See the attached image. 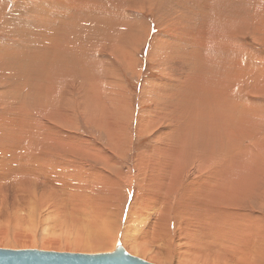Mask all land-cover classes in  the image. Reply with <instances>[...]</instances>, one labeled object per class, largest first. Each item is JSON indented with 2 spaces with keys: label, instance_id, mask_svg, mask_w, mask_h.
<instances>
[{
  "label": "rangeland",
  "instance_id": "obj_1",
  "mask_svg": "<svg viewBox=\"0 0 264 264\" xmlns=\"http://www.w3.org/2000/svg\"><path fill=\"white\" fill-rule=\"evenodd\" d=\"M46 1H48V0H27V1L26 0H2V3L3 2L4 3H3V5H0L1 6L0 7V27H2V29L0 28V53H3L5 55V53H6L5 50H7L9 52V53L7 52L8 54H6L4 56L6 59L3 57V55H1V57H0L1 59L2 58L5 59V60L3 59L4 61H0V63L1 62L5 63L4 68H6V67L8 68V69L6 68L7 73H5L4 70H1V68L3 66L0 65V79H1L0 80V87H1L0 88V104H2V106H3V104H7L6 106L5 105L3 106V107H5V109L10 108L9 113L8 112L5 113L3 111V109L0 107V116L3 115L2 117H0L1 118L0 119V132L2 130H5L6 128L10 127V129H7L8 132L6 135L2 136L0 134V146L4 145L3 146L4 148L3 149L1 148V149L3 151L5 149H7V150H5V151H7L5 153L6 156H4L5 154L4 155L2 154L4 157L2 156V159L0 158L1 162L5 158L4 161H6V162L3 161V163L7 164V169L4 170V168H3L4 166H2L3 163L1 164V162H0V165H1L0 167L2 168V169L0 168V170L2 171V174L0 173V183H1L0 187L7 190V192L4 190L6 193H3L4 191L0 192V197L4 196V195H2V193L5 194V197L7 196L6 198L3 197L2 198L3 200L0 199V240H4L5 243H8V246H7V244L2 245V246L0 245V248L39 249V250L59 251V252H76V253H87V254H99V253L112 252L116 248V246L120 244L124 247V249L126 250V252L128 254L135 256V257H138V258H141L147 262L154 263V264H264V0H221V1L220 0H207V1L206 0H185V1L184 0H151V2L148 0H142V3H143L142 9L136 7V4H139V5L141 4V0H139L140 2L137 0H132L131 3H128V0H107V1L106 0H99L100 4H98V6L95 7V9H92L91 11L87 10V11H85L86 13H83L84 15L85 14L92 15L94 12L93 10H95L96 13H94L93 15L96 14V16H98L99 19L101 20V21L100 20L98 21L100 23L99 30H96V29L94 30L93 26L87 27L88 29H86V28L82 29V30H86V32L89 33V34L86 33L89 36L88 37L87 35L84 36V34H81L82 33V31H80L81 28L78 29L80 31L78 33H76L77 31L74 28L73 30H71V32L72 31L73 32L69 36L71 37L72 35H74L73 33H76L75 35L78 37V40L81 39L84 43H87V44H89L93 40L92 42H95V43L92 44V42H91L92 46L91 45L88 46L87 47V49L89 48L88 50L93 51V49L98 48L99 46H100L99 48L104 49L107 44L104 46L105 41H103L102 39H105V38L107 40L108 38L116 36L117 40L119 42H122V39L124 36H129V33H130L129 29H128L129 24H135V21H137V22L139 20L142 21V24L144 23V26L141 24L140 21L139 22L144 27L145 30H140V36L144 33V38L142 41L139 42V45H137L138 47L134 52L133 58H134L135 66L133 67V71H130L129 69L127 70L121 63H117V65H116V68L118 69L117 73L119 74L118 75L119 80H121L122 85L124 86V91L126 94L125 96L129 99V103H130L128 121L125 119L123 120V124H124L123 127H125L124 131L126 134L125 137L127 138L126 139L127 142H126V146L123 147L124 149L125 148L126 149L122 153H119V150L116 149L115 144L112 145L111 142L109 141L110 138H109L108 132H106V130H105L106 128H104V127L99 128V127H96L93 122H91V123L88 122L85 119V116L83 115V110L81 109V107L78 105L76 106V104H72V102L70 103V106L67 107V109H65L66 110L65 112H66L67 117H68V120L66 121L67 125H65L66 123H62L63 120L60 119L58 112L53 114L54 117L52 119L47 120V122L49 124L51 121L52 124H50V125L48 123H46L45 119L42 118V121L44 120L45 123L48 124V126H49L47 129L48 132H46V135L48 137V138H45L46 142H50L51 140H53V137H54L53 142H55L56 143L55 145H57V146L61 145L62 143H70V142H74V141L76 142L78 139H82L85 143L90 142L91 143L90 145L91 146L93 145L91 148L90 147L88 148V151L90 150L89 152L87 151L85 154H83V156H81L80 161H78L79 159H76L77 160L76 162H78V163L80 162L79 163L80 168H83L81 170V172L79 174L76 173L75 175H73L72 179H74V180L68 178L70 181L71 180L73 182L76 181V183H77V185L73 184L74 188L72 186V188L70 189L73 193H71L69 191V193H71L74 197L76 194L77 195L79 194V196H76L75 198L81 197L82 194H83V196H82L83 199L86 196H88V197L90 196L88 198L90 200L85 199L86 200L85 202L81 199L83 201L84 205L81 203L82 201L80 200V204L82 206H84V211H86V212H81V213L80 212L77 213L76 210L74 209L76 206H77L76 209L82 207L80 204L74 205V208L72 207L73 205H71L73 210H71L72 209L71 207H69V208L66 207V205L67 206L69 205L68 202L67 203L65 202V201H67L66 198L68 199V191L64 189L67 186V184L64 188H62L65 184L64 182L66 181V179L64 181H62L64 184L59 181L63 185L62 186V185H59L60 184L59 182H58L59 184L57 182H51V184H49L50 180L48 178V180H49L48 184L49 185L47 184V182H45L46 185L44 188L47 189L46 192L50 193V197H48L47 200H45L46 203L42 202V201H41L42 203L37 202V204L35 205L34 208L32 205H30L31 211L29 210V204H28L30 202L29 201L30 199H28V198H22L21 199L20 196L14 195L15 192H14V189H12L11 185L9 186V188L7 187L9 185V182L12 183V181H9V180H12L11 177L14 176V175L13 176H10V175L15 173V170L16 171L20 170V168H18V169L15 168V167L19 166V165L17 166V163H16L17 160H22V158H24V156L26 155L25 153L19 154L20 156H22V158H21L17 154V152H15L18 150L17 147L20 145L19 143H21V141L18 142L19 140L17 139L18 131H19L20 127H17L16 122H19L20 118H23V120L25 118V120H24L25 122L32 121L35 119L33 117H35V116L37 117V114L40 112L39 108L36 105L37 95H35V94L38 91H37V85H35L36 84V82H35L36 81V73H35L34 66H33V65H35V63L32 64L33 61H31V62H29L31 64H28L26 62V65L27 64L29 65L28 67L25 64L20 66V62L16 58L19 56V51L22 50L21 47L23 48V47H25L26 44H28L26 41H33V39L36 36L35 30H39V29L44 30L46 26L47 27L49 26L48 25L49 22L50 23L53 22V21L51 22L52 18L50 19L51 15H49V16H47V14L45 15V12L49 11L48 9H50L52 6V3L46 2ZM190 1H191L192 5L190 4ZM195 1H196V4H195ZM198 1H199V3H198ZM5 2H6V4H5ZM89 2H92V0H89ZM152 2H154V3H152ZM203 2H204V4H203ZM234 2H236V3H234ZM48 3H49V5H48ZM131 4H133L134 7H132ZM185 4H186V6H185ZM188 4L190 5L189 8H187ZM231 5H233V6H231ZM125 6H126V8H125ZM119 7H120V9H119ZM127 7H129V8H127ZM32 8H33V10H32ZM54 8H53V10L51 9L52 11L50 10V12H54L55 10L58 12L57 7H54ZM3 9H5V10H3ZM46 9H47V11H45ZM103 11H104L105 15L102 14ZM105 11H106V13H105ZM59 12H60V10H59ZM88 12H89V14H88ZM97 12H99L100 15ZM108 12H109V14H108ZM198 13H199V15H197ZM37 14L39 16H37ZM200 14H201V16H200ZM58 15H60V13ZM46 16L49 17V21H48V18ZM73 16H76V12L73 13ZM197 16H199L200 18ZM217 16L218 17L225 16V17L229 18L228 24H230V26L232 25L231 27L233 29L238 28L241 30H239L238 33H237V30H233L232 33L230 32L232 30H230V31L225 30L224 32H226V33H222L221 32L222 30H216L219 28L218 27L219 24L217 22V19H218ZM5 17H8V18H5ZM205 17H206V19H205ZM41 19L44 21V23L42 21H40ZM76 19H79V18L77 17ZM236 19H239V20H236ZM116 20H117V22H116ZM127 20H130V21H127ZM113 21H115L118 24V26H119V23H121L122 25L117 27V26H115L116 23ZM212 21H214V22L212 23ZM66 22H67V20H66ZM230 22H232V23H230ZM28 23H30V24H28ZM39 23L40 24L43 23V25H40ZM105 23H106V25H105ZM108 23H111V24L115 23V25L113 26V28L111 30H108V28H107ZM199 23H201V24H199ZM210 23H211V26H210ZM8 24H10V25H8ZM53 24H54V22H53ZM88 25H91V24L88 23ZM214 25H217V26H214ZM12 26H14V27H12ZM41 26L42 27L45 26V27L42 28ZM50 26H54V25L50 24ZM15 27H16V29H15ZM199 27H201V28H199ZM213 27L215 28V30ZM192 28H193V30H191ZM118 30H119V33L121 32V34H119V35H121V37L118 36ZM212 30H214V33L215 32L216 33L214 34ZM235 31H236L235 34H237V35L233 34ZM64 33H67V32H64ZM211 33L214 36H212ZM220 33H221V35H218ZM77 34H79V35H77ZM80 34L82 37L80 36ZM197 34H198V40L208 41V42H203V44L207 43L213 49H210L207 46V44L203 45V47H202L201 43L199 44L200 49H198L197 44H195L194 41H192L193 44L195 45L193 47V45L191 44L192 42H190L189 39L192 40L195 38V40H196ZM206 34L209 36L207 37ZM216 35H218L220 38H218ZM30 36L33 37V39H31ZM193 36H194V38H193ZM214 37H215V39H214ZM83 38H85V40H83ZM211 38L213 41H211ZM221 38L224 40H222ZM166 39H167V42H166ZM217 39L220 40V42L222 40V43H219L217 41ZM22 40H23V43H22ZM214 40H216L215 41L216 44H215ZM223 41H225L226 44H223ZM79 42H80V40H79ZM123 42H125V40H123ZM188 42H190V43H188ZM210 42H212V43L214 42L213 44L215 46L213 45L214 46L213 47L212 43H210ZM227 42H228V44L230 43L229 49L227 47ZM1 43L3 44V46H1L2 45ZM4 44L5 45L6 44H10V45L13 44V45L12 46L6 45L8 47L6 49V46ZM95 44H98V46H96ZM169 44L171 46H168ZM219 44L226 45L225 49H227V50L224 49V47H225L224 46V47H222L223 50H221L222 48L220 47V50H221L220 51L219 47H218ZM22 45H24V46H22ZM28 45L30 46V44H28ZM155 46L158 48H156ZM184 46H186V47H184ZM2 47H4L5 49ZM160 47H166L167 49L164 48V50H163V48L160 49ZM196 47H197V49H196ZM170 48L172 49V51ZM27 49H29V48H27ZM169 49H170V51H169ZM188 49H191L190 53H192L193 55L196 54V53L192 52V51H194V49H196V52H198L199 54L202 51V53L200 54L201 57L199 56V58H198V56H197L198 54L196 55L197 58L195 56V58L199 59V60L204 56L208 57L211 55V58L214 59L215 63H218V62L221 63L222 61H224V62L226 61V63H228V61H229L230 62L228 64L229 66L231 64V67H232V65L235 64V66H234V68H235L237 65L240 69L242 68V75L241 76L242 77L244 76V78H245V79L242 78L239 81V84L236 85L237 88L235 89L236 90L235 92H236V94L239 92V95L235 94L234 97H236L235 100L237 99V101H236L237 106L236 107L237 108L240 107V108H238L240 113L238 115H236L232 121H230V120L228 121V127L226 128V131H227L226 136L229 138V142H230V144H229L230 145L229 156L231 157V160H230L231 165L233 167H234V164L238 165V163H239V166L241 165L240 168H238L235 165L236 166V175H239L238 178L240 176L246 177V179L251 181V183H250V185H248L249 187L244 186L243 189L237 188V190H236V188H235L236 191L234 193L230 191V193H229L230 196L227 195L225 197V199H230L229 200L230 202L227 201V205L225 207H222V209H221V207H218L217 205H215L213 203L214 205H212V207H210L211 210L209 211V215H212L215 222H213L211 224V221H210V222H208V223H210L209 225H207V223L205 221L204 222L203 221L202 222L201 221H195V217L200 218V216H203V214L206 213L202 209V206H204V205L200 201L197 203L195 201H192L190 199L189 195H185V197L182 198L183 189L186 187L189 180H191V178H194V177L200 175V173L197 172L196 166H194V164L192 166L187 167V169L183 173V178H182L181 182L179 183V185L177 184V189L171 194L170 197H172V198H171V202L168 203L170 205L168 208L167 216H160L156 221H154V218H155L154 216L159 215V214H156L154 205H152V206L150 205V207H146L148 209H146L145 213L140 212L142 217H140V214H138L139 217H137V215H136L137 212H139L138 209H142V207L145 208V206H142V203H141L142 196L146 197L145 195L148 196L149 193L151 194V192L153 191L151 186L150 187L148 186L150 183L153 182V177L148 176L149 174L147 175V178H145V179L142 178V176H141V178L144 179V180H142V184L140 183L137 185V183H136L137 178L139 176V170H138L139 165H140L139 159L146 158L145 160L147 161V158L154 156L155 151H156L155 149L159 146V141L157 140V138H155L156 136H155L154 130H152V132L147 131V132H144L142 134L137 131L138 121L141 117L148 116L150 113V110L152 108V102L150 101V99H147L148 98L147 90L149 89V86L153 83H156V82L159 83L160 81H163V77L166 79V76H167L166 72L170 70V68L167 70L166 65L163 66L162 64H160V62L158 61V59L155 55L160 54L162 52L161 55L162 56L164 55V57H162L163 61H164V58H166L165 56L167 55V58L165 59V62H164V64H167L168 60H170V58L172 59V57L174 55H175V57H179L180 59L185 58V60H187L186 57L188 56L187 54L189 53ZM206 49H209V50H206ZM99 50H98V56L101 54L102 56H105L106 60L112 61L110 56H108L109 55L108 48L106 49V51L100 50V53H99ZM203 50H204V52H203ZM4 51H5V53H4ZM94 52L97 53V51H94ZM156 52H157V54H155ZM182 52H185L186 55L184 56ZM10 53H12V54H10ZM15 53H18L17 54L18 56L15 55L16 58H14L17 61H14V59L11 58V56L9 58V55H12L14 57ZM203 53H205V54H203ZM168 54H169L170 58L168 57ZM178 54H181L182 56H180V55L178 56ZM192 54H191V56L193 58V61L196 62V60H194L195 58ZM6 56H8V57H6ZM220 56H222V57H220ZM223 56H225V57H223ZM216 57L218 58L217 60H216ZM192 58L189 57V60ZM6 60H7V62H6ZM8 60H9V62H8ZM106 60H101V62H106ZM237 60L241 64L233 63V61L235 62ZM10 62H11V65L9 64ZM224 62H222V63H224ZM12 63H13V65H12ZM14 63L15 64L18 63L19 65L18 64L15 65ZM198 63H200V62L198 61ZM6 64L8 66H6ZM225 65L228 66L227 64H225ZM14 66H16V67H14ZM188 66H190V65H188ZM4 68H2V69H4ZM25 69H27V70H25ZM180 69L181 70L184 69L185 72H188L187 70H190L191 68L187 69L185 66V67H181ZM8 70H9V72H8ZM20 70H24V71H20ZM30 70H31V72H30ZM16 71H18V72H16ZM25 71H29L26 73H31L32 75L28 74V76L24 77V79H23V76L26 74ZM211 71H212V69H209L206 71V73L207 72L209 73L208 76L210 75ZM14 72H15L16 76L14 75ZM22 72H24V75H22L23 74ZM1 73H3V75ZM18 73H20V74L18 75ZM6 74H7V76H6ZM20 75L22 78L20 77ZM5 76H6V78H4ZM14 76L15 77L18 76L17 79ZM7 77H9V78H7ZM11 77L14 80L13 79L11 80ZM101 78H103V75L101 76ZM5 79H6L7 83L4 81ZM8 80H9L10 84H9ZM17 80L18 81L20 80V81L17 83ZM69 80H70L69 84H73V82L78 81V79H76L75 77H70ZM14 81H16L17 85H16V87L12 86V89L14 87V90L19 91L20 95L18 94V92H17V94H15L16 92L11 93V92H14V90L11 89V84ZM22 81L25 83H22ZM243 81H245V82H243ZM5 83H6V85H5ZM16 83L14 82L12 85H15ZM19 84H20V86H19ZM31 84L34 87L33 86L31 87ZM7 86H9L10 88ZM23 87H24V89H23ZM3 88L4 89L6 88V89L4 90ZM10 89H11V92H9ZM25 89H27V90H25ZM33 89H34V91H33ZM69 90H70V85H69ZM23 91L24 92L28 91L27 92L28 94H25L26 92L24 93ZM2 93L5 95L4 97L2 96ZM21 93H23V94L21 95ZM68 93L70 94V92H67V94ZM240 93H242V94L240 95ZM28 95H29V97H28ZM75 95L77 96V94H75ZM10 96H11V98L16 99V101L17 100L19 101L21 98V100H20L21 103L24 100V102L22 104L20 103V101L16 102L19 106H21V107H18L15 109L16 112H15V110L13 111V102H11V104H10L9 103L10 101L7 100V98ZM35 96H36V98H35ZM239 96H241V97H239ZM1 99H4V100L1 101ZM26 99H28V100L26 101ZM232 101H233V98H232ZM3 102H5V103H3ZM27 102L29 105L27 104ZM30 102H33V103H31L32 106H30ZM235 105H234V108H235ZM29 106H30V108H32V109L34 108V109L31 110L29 108ZM26 108H29V111H30L28 116L23 111ZM78 108H80V109H78ZM35 109H36V111H35ZM105 109H107L109 111L111 110L108 107H106ZM80 110H81V113H80ZM10 112L12 113V118H13L12 123H14V121L16 119V121H15L16 124H13L14 126L12 124H10L12 121ZM6 114L8 116H4ZM32 114H34L33 117H31ZM13 115L15 116V119H14ZM81 115L84 117H82ZM3 117L6 119L2 120ZM7 119L10 121H8ZM70 119H71V121H70ZM20 123H21V121H20ZM14 127H15V129L17 127L18 131L15 130ZM11 130H12V132H11ZM49 130H50V132H49ZM56 131H58V132L60 131L61 133L58 134V132H56ZM13 132H14V134H13ZM52 132H53V134H56V135H53ZM7 136H8V138L9 137L10 138L8 139ZM51 136H53V137H51ZM61 136L63 138H60ZM13 137H15L17 140L16 139L14 140ZM7 139L9 140V142ZM64 140L65 141L67 140V142H65ZM35 141L36 140L34 138L33 139L28 138V139H26V141H23L21 144H24V146H28V147H31V145H34V147H35V143H36ZM28 142L30 143V145L28 144ZM53 142L51 141L50 143H53ZM14 143L15 144L17 143L16 144L17 146L15 145V147H13ZM94 144H95V147H94ZM7 145L10 146V148ZM11 145H12L13 149H11L12 148ZM22 146L23 145H20V147H22ZM39 146L36 145L35 149L39 148ZM34 147L32 146V149ZM48 148H49V150L46 152H43L44 148L42 149L43 151L40 152V150L39 151L36 150V152L41 153L38 155H40L42 158L44 155L47 156V158L49 156L47 161H49L51 159V162L54 165L57 163V160H58L57 152L59 150H57V148H55V147L51 148L48 146ZM8 149H10L9 152L11 151L12 153L11 152L9 153ZM18 152H19V150H18ZM59 152H61V151H59ZM20 153H21V150H20ZM27 153H28L27 157H29L31 154L30 151H28ZM216 153H219V151H216ZM7 155H9V156H7ZM68 155L70 156V153L65 154L64 158H68L69 157ZM11 156L14 158H12ZM18 156H19V158H18ZM45 156H44V159L46 158ZM6 157H8V159ZM70 158H73V154H71ZM213 159L216 160L217 162H219V160H217V159H219L217 157V155H215ZM7 160H8V163L10 162V160H15V161H13L15 163H13L11 161L12 163L8 164ZM23 160L25 162H27L25 159H23ZM55 161H56V163H55ZM194 162L197 163V160H195ZM10 164L12 165L11 167H9ZM8 167L11 169H9ZM22 167L23 166L21 165V169H22ZM23 168H28V167H23ZM12 169H14V170H12ZM7 176H9V178H10L9 180H8ZM53 176H54V174L52 175V177ZM56 176H55V178L53 177L52 181H55L54 179H56ZM61 176L64 179L65 176H63V174H61L59 177H61ZM120 176H121V178H120ZM2 178L4 180L6 179V181H2ZM123 179L127 180L128 183L130 182V184H131L130 188H129V186L124 187V181L125 180L123 182L121 181ZM134 179H136V181ZM148 181L150 183H148ZM238 181H239V179L236 180L233 184L236 185L235 183ZM40 183H42V182H40ZM40 183L38 184V186H39L38 189L42 188ZM52 183H53V185H52ZM146 183H148V184L146 185ZM3 184L6 186H4ZM54 184L55 185L57 184V185L54 187ZM2 185H3V187H2ZM144 185H146V187H144ZM12 186H14L13 183H12ZM58 186H59V188L56 189V187H58ZM251 187H253L254 190H250L249 188H251ZM61 188H62V190H61ZM8 189L10 190L9 196H8V191H9ZM150 189H151V191H150ZM58 191L61 193L63 192V195L61 193H59ZM250 191H251V193H250ZM64 193L67 194L66 195L67 197L65 196ZM142 193H144V194H142ZM248 193H250L251 195H249ZM51 195L53 196V198ZM72 195L69 197L74 198ZM15 197L18 199V201H17V199H15ZM64 197H66L65 200H64ZM19 199H21V200H19ZM25 199H28V200L26 201ZM15 200H16L15 203L18 202L17 203L18 205H16L14 203ZM49 200H50V202L51 201L52 202L49 203ZM60 200H62V201H60ZM74 200L76 201V199H74ZM58 201H60V203ZM22 202H27L28 205L25 203L23 204ZM69 203L71 204L70 201H69ZM87 203L89 204L88 206H87ZM13 204H14V206L16 205L17 207H14V206L12 207ZM22 204H23L24 210L22 209ZM41 204H43V206L45 205L44 206L45 210H43V206ZM90 204H91V206H90ZM19 205H20L21 209L23 210V212L21 211V209L18 211V209L20 208V207L18 208ZM37 205L40 207H38ZM58 205H59V207H61V205H62V208H58ZM133 205H140V206H137V208H135V212H133L131 214L132 208H134V207H132ZM200 205H201V207L199 208ZM24 207H26V208H24ZM64 207L67 209H70L72 211V213H74L73 216L71 215L73 219L70 217V214H72V213L69 212V214H68V210L64 209ZM14 208H16V214H15ZM36 208L37 209L39 208V210H36ZM32 209L33 210L35 209V210L33 211ZM89 209L92 211L93 214L95 213L97 218L94 217V215L91 213V211ZM136 209H137V211H136ZM56 210H57V212H56ZM58 210L60 211V213L63 212L62 213L63 216L59 214ZM65 210H67V211H65ZM74 210H75V212H73ZM105 210H107V211L104 212ZM101 211H102L103 216H101L99 214V212L101 213ZM179 211L182 212L183 215H185L184 216L185 218L188 216H189V218L191 217L190 222H188L189 224L187 223V225L189 226L188 228L186 226L185 219L183 217L182 218L180 217ZM66 212L69 215L70 219H72L71 221H70V219H67V221H66V218H69V217H65V216H68L66 214ZM7 213H9V214H7ZM13 213L17 216H15ZM55 213H56V215H55ZM64 213H65V216H64ZM90 213H91V216H89ZM27 214L32 215V216H29L30 217L29 218ZM87 214H88V217H87ZM18 215H19V217H18ZM79 215H84L83 218L86 220L88 219L87 220L88 223L86 222V220H84L85 223H83V221H82V226H83V224L85 225V226H83V228L81 226V219L83 220V218L81 217L79 219ZM145 215H147V216H145ZM194 215H195V217H193ZM13 216H15V219ZM76 216H78V219L75 218V220H76L75 221L74 217H76ZM90 217L92 218V221H93L92 226L95 228L100 227V229L97 228L98 230L97 229H95V230L96 231H102V232H100V235L101 234L105 235V237L103 239L106 238L105 239L106 242H104L105 240L102 239V237L104 235L103 236L101 235V237L99 238L100 235L99 236L96 235L97 233L99 234V232L96 233V232L92 231L93 227L91 226V224H89L92 222ZM93 217L95 218V220L93 219ZM176 217H180L181 222H178ZM21 218H22V220H21ZM27 218H28V220H27ZM174 218H175V220H174ZM19 219H20V221H19ZM63 219H65V220H63ZM89 219H90V222H89ZM110 219L112 220V224L114 223L115 228H113L114 226H112L111 224H110L111 226L109 225ZM223 219H224V221H223ZM77 220H78V222L80 220V222L78 223ZM182 220H184V221L182 222ZM26 221H29V222L26 223ZM64 221H65V223H64ZM72 221H75V223H73ZM110 223H111V221H110ZM86 224H88V229L92 232V234H91V232H89L90 234L88 235V232H87L88 230L87 231L85 230V228L87 227ZM192 224H194L195 226H193ZM190 225L192 226V229H190V227H191ZM201 225L202 226L206 225L205 228H208L209 230L205 229ZM76 226H77V228H75ZM89 226H91V228H89ZM237 227L238 228L240 227L239 230ZM221 228L222 229L225 228V229L222 230ZM101 229H103V230H101ZM105 229H106V231L108 230L109 233L111 232L110 233L111 236H110V234H108V231L107 232L104 231ZM109 229H111V230H109ZM77 230L82 232L81 234L83 235L84 240L86 238H88V239L90 238L92 240L95 239L96 241L95 240L92 241L89 239L90 242H88V239H86V241H84V242H85V244H87V246H83L84 249H83V247H77L75 245V242H74V241H76V239H80L77 237V235L79 234V233H76ZM236 230H238V231H236ZM112 231H113V233H112ZM188 231H190L192 234ZM209 231L210 232L213 231L214 233L217 232V234H215V235L213 234L214 235L213 236L212 234H210ZM222 232H223V235L221 234ZM228 232H229V234H228ZM94 233H95V235H94ZM106 233L108 234V236L111 237L112 240L109 239L110 237H108ZM87 235H88V237H87ZM92 235H94V236H92ZM195 235H196L197 239L195 238ZM200 235H202V236H200ZM208 235H210V236H208ZM216 235H218L219 237L216 238ZM197 236H199V237H197ZM211 236L213 237V240H212ZM222 236H224V237H222ZM220 237H222V239ZM51 239H52V242L53 241L55 243L59 242L58 244H60V247L54 249V248H49V247L44 248L42 246L43 243H46L47 240H48V242H50ZM113 239H116V240L114 241ZM126 239L128 240V242ZM130 239H132L134 241H129ZM98 240L100 243L97 242ZM101 240H103V241H101ZM214 241H216V242H214ZM24 242L25 243L29 242L27 244L34 243L35 245H27V246L26 245H20V246L16 245L17 243H24ZM125 242H127L129 244H127ZM95 243H99V245H97ZM106 243H107V245H106ZM69 244H70V246H69ZM90 244H91V247H90ZM101 244H103V245H101ZM137 244L145 247L146 251L149 254L155 256L158 259L152 260V259L147 258L144 255H142L138 251V248H135L137 246ZM92 245L93 246L96 245V246L93 248ZM127 245L130 248L127 247ZM133 245H134V247H132ZM98 246H99V249L97 248ZM101 246H102V248H100ZM105 246L108 249L110 248V250H108L107 248L105 249L104 248ZM87 247H88V249H86ZM90 248H93V249L90 250ZM95 248H97V249H95ZM203 251H205L207 253H205ZM197 253H198V255H197ZM205 254H207L208 256L206 255L205 257L203 256L202 258L199 256V255L202 256ZM194 259H196V260H194Z\"/></svg>",
  "mask_w": 264,
  "mask_h": 264
},
{
  "label": "bare ground",
  "instance_id": "obj_2",
  "mask_svg": "<svg viewBox=\"0 0 264 264\" xmlns=\"http://www.w3.org/2000/svg\"><path fill=\"white\" fill-rule=\"evenodd\" d=\"M131 1L132 0H128V3H131ZM137 1H139V0H137ZM148 1L151 2V0H148ZM46 2L52 3V6H51L50 9L47 8L49 11H47V9L45 10L47 12L44 11L45 15L46 14H47V16L51 15L52 17L50 16V19L52 18L51 22L53 21L54 24H53V22L52 23L49 22L48 23V25H49L48 27L47 26L46 27L43 26V27H45L44 30L43 29L42 30H40V29L39 30H35V32H36L35 33L36 34L35 38L33 39V37L30 36L31 39H33V41H26L28 44H30V46L28 44H26L27 46L25 45V47H23V48L20 46L22 50L19 51V56L17 55L18 53H15L14 57L12 55H9V58L11 56V58H13V59L16 58V56H18L16 59L19 60L20 66L23 65V64L26 65V62L28 64H31V63H29L31 61H33L32 64L35 63V65H33L35 73H36V81H35L36 84L35 85H37V91H38L35 94V95H37V98H36V96H35V98H36V105L39 108L40 112L37 114V117L36 116L33 117L34 114H32L31 117H33L35 119L32 120V121H29V122H25L24 121L25 118H24V120H23V118H20L21 123H20V121L16 122L17 123V127H20V129L18 128L19 131L17 130V127H16V129L14 127V129L18 131V136H17V139L19 140L18 142L21 141V143H22L23 141H26V139H28V138H30V139L34 138L36 140L35 141L36 143H35V147H34V145H31V147H28V146H24V144L19 143L20 145H23V146L20 147V145H19L17 147L19 152H18V150L17 151L14 150V151L17 152L18 155L22 154V153H25L26 155L24 156V158H22V156L19 155L22 158V160H17L16 163H17V166L18 165L19 166L15 167V168H17V169L20 168V170H17V171L15 170V173H13L11 175L9 174L10 176L14 175L13 177H11L12 180H9L10 178H9V176H7L8 180L12 181V183L14 185V186H12V183L8 181L9 185L7 187L9 188V186L11 185L12 189H14V192H15L14 195L20 196L21 199L22 198L30 199L29 200L30 202L28 203L29 204V210L31 209L30 205H32L33 208H34L35 205L37 204V202H40V203L45 202V200H47V198L50 197V193L46 192L47 189L44 188L45 185H46L45 182H47V184L49 182H50L49 184H51V182H57L58 183L59 181L61 183H63L62 181H64L66 179V181L64 182L65 184L63 183L64 186L60 182H59L60 184L59 183L58 184L62 185L63 186V187L61 186L62 188H64L66 186V184H67V186L64 188L65 190L68 191V199L66 198L67 197L66 196L67 194H65L66 192L64 193L65 196H66V197H64V200L66 198L67 201H65V202L66 203L68 202V204H69L68 206L65 204L67 208L71 207V205H73L72 207L74 208V205L80 204V200L81 199L85 202L86 201L85 199H88L90 197V196L89 197L86 196L87 198L85 197L83 199V197H82L83 194H82V196L80 195L82 198L81 197L75 198L76 196H79V194L78 195L76 194L75 197H74L71 194L73 192L70 189L72 188L73 184L77 185L76 181L75 182L72 181V180H74V179H72L73 175H75L76 173L79 174L81 172V170L83 169V168H80V166H79L80 162L79 163L76 162L77 161L76 159H79L78 161H80L81 156H83V154H85L88 151V148L89 147L91 148L93 145L91 146L90 142L85 143L82 139H78L76 142L74 141V142H70V143H62L61 145L57 146V145H55L56 143L53 142L54 141V137L53 136H51V137H53V140H51L53 143H50L51 141L50 142H46L45 141V138H48L47 135H46V132H48L47 129L49 127L48 126L49 123L47 122V120L52 119L54 117L53 114L58 112L59 116H60V119L63 120L62 123H66V121L68 120V117H67V114L65 112L66 111L65 109H67V107L70 106L71 102H72V104H76V106L78 105V106L81 107V109L83 110V115L85 116V119L88 122H90V123L93 122L96 127H99V128H103L104 127V128H106L105 130H106V132H108V135H109V138H110L109 141L111 142L112 145L115 144V147H116L117 150H119V153H122L126 149V148L125 149L123 148L124 146H126V142H127L126 141L127 138L125 137L126 134H125V131H124L125 127H123V125H124L123 124V120L125 119V120L128 121L130 103H129V99L125 96L126 94H125V91H124V86L122 85L121 80H119V76H118L119 74L117 73L118 69L116 68V65H117V63H121L127 70L129 69L130 71H133V67L135 66L134 58H133L134 52L137 49V47H138L137 45H139V42L142 41L143 38H144V33L140 36V30H145L144 27H143L144 23L142 24V21L139 20L143 26L140 24L139 21H138L139 23L137 21H135V24H129V28L127 27L129 29L130 33H129V36H124L123 37L122 42H119L117 40L116 36L108 38L107 40L105 38V39H102L103 41H105L104 42V46L107 44L104 49L99 48L100 47L99 46L98 48L93 49V51L92 50H88L89 48L87 49V47L91 45V42L93 40L89 44L84 43L81 39H79L80 40V42H79L78 37L75 34L80 32V31H82L81 34H84V36H85V35H87L89 33H87L86 30H82V29H85V28L88 29L87 27H91V26H93L94 30L95 29L99 30L100 23L98 21L100 19H99L98 16H96V14L93 15L94 13H96L95 10H93L94 12H93L92 15H87V14L84 15L83 13H86L85 11H87V10L91 11L92 9H95V7H97L98 4H100V1L99 0H92V2H89V0H48ZM3 3H2V0H1L0 1V5H3ZM152 3H154V2H152ZM198 3H199V1H198ZM234 3H236V2H234ZM5 4H6V2H5ZM142 4L143 3H142V0H141V4L140 5L136 4V7L142 9L143 8ZM190 4L192 5L191 1H190ZM195 4H196V1H195ZM203 4H204V2H203ZM48 5H49V3H48ZM131 6L134 7L133 4H131ZM185 6H186V4H185ZM187 6H188L187 8H189L190 5L188 4ZM231 6H233V5H231ZM54 7H57L58 12L60 10L59 13H60L61 16L58 15L59 13L56 10L54 12H50V10L51 9L53 10ZM125 8H126V6H125ZM127 8H129V7H127ZM119 9H120V7H119ZM3 10H5V9H3ZM32 10H33V8H32ZM74 12H76V16H73ZM97 13H99V12H97ZM105 13H106V11H105ZM88 14H89V12H88ZM102 14H104V11H103ZM108 14H109V12H108ZM99 15H100V13H99ZM197 15H199V13ZM37 16H39V15L37 14ZM200 16H201V14H200ZM77 17L79 19H76ZM197 17H199V16H197ZM5 18H8V17H5ZM47 18H48V21H49V17H47ZM205 19H206V17H205ZM228 19L229 18H227L225 16L218 17L217 22L219 24V26H218L219 28L216 29V30H222L221 31L222 33H226V32H224L225 30L226 31L232 30V31H230L231 33L233 32V30H237V33H238V31L241 30V29H238V28L237 29H233L231 27L232 25L230 26V24H228ZM66 20H67V22H66ZM236 20H239V19H236ZM40 21H42L44 23V21L42 19ZM127 21H130V20H127ZM113 22H115V21H113ZM116 22H117V20H116ZM213 22L214 21H212V23ZM43 23L42 24L39 23V24L43 25ZM88 23H90L91 25H88ZM115 23H113V24L108 23L107 24L108 30H111L113 28V26L115 25ZM230 23H232V22H230ZM28 24H30V23H28ZM50 24L54 25V26H50ZM199 24H201V23H199ZM8 25H10V24H8ZM105 25H106V23H105ZM120 25H122V24L119 23V26ZM217 25H214V26H217ZM115 26L119 27L117 23H116ZM210 26H211V23H210ZM12 27H14V26H12ZM0 28L2 29V27H0ZM74 28L76 29L77 32L73 33L74 35H72L70 37L69 35H71L72 32H73V31L71 32V30H73ZM199 28H201V27H199ZM15 29H16V27H15ZM78 29H80V31ZM191 30H193V28ZM214 30H215V28H214ZM214 30H212L213 33H214ZM64 32H67V33H64ZM235 33H236V31L233 34H235ZM81 34H80V36H81ZM119 34H121V32L119 33V30H118V36L121 37V35H119ZM77 35H79V34H77ZM218 35H221V33L218 34ZM218 35H216V36L218 38H220ZM235 35H237V34H235ZM208 36L209 35H207V37ZM212 36H214V35L212 34ZM215 37H214V39H215ZM193 38H194V36H193ZM23 40H22V43H23ZM83 40H85V38H83ZM123 40H125V42H123ZM222 40H224V39H222ZM222 40L220 42V40L217 39V41L219 43H222ZM189 41L190 42L194 41V43L197 44L198 49H200L199 48V44L200 43L202 44V47H203V45L207 44V43L203 44V42H208V41H204V40L203 41L202 40L201 41L198 40V34L196 36V40L194 38L192 40L189 39ZM211 41H213L212 38H211ZM215 41L216 40H214V42ZM166 42H167V39H166ZM190 42H188V43H190ZM228 42H227V47L229 49L230 43L228 44ZM93 43H95V42H92V44ZM210 43H212V42H210ZM213 43H212V46L214 45ZM98 44H95V45L98 46ZM191 44L193 45V47L195 46L193 44V42ZM215 44H216V42H215ZM223 44H226V42L223 41ZM6 45H10V44H6ZM12 45H10V46H12ZM1 46H3V44ZM22 46H24V45H22ZM168 46H171V45L169 44ZM207 46L210 49H213L208 44H207ZM184 47H186V46H184ZM197 47H196V49H197ZM218 47H219V50H220V47L221 48L224 47V49H225L226 45L219 44ZM2 48H4V47H2ZM7 48L8 47L6 46V49ZM27 48H29V49H27ZM107 48L109 50V52H108L109 55L108 56H110L112 61L106 60L105 56H102L101 54L98 56V50L99 49L102 50V51H106ZM156 48H158V47H156ZM162 48L164 50V48H166V47H160V49H162ZM170 49H169V51H170ZM196 49H194L195 52L192 51L193 53H196L195 55L190 53L191 49H188L189 53L187 54L188 58L186 57L187 60H185V58L184 59H180L179 57H175V55L171 59L169 57V54H168V57L170 58V60H168L167 64H164L165 59L167 58V55L165 56L166 58H164V61H163L162 57H164V55L163 56L161 55L162 54L161 51H160L161 52L160 54H157V52L155 53L157 55L154 54L157 57V59L160 62V64H162L163 66L166 65L167 70L169 68H170V70L166 72L167 73L166 79L163 77V81H160L159 83L158 82L153 83V84H151L149 86V89L147 90V92L149 93V94L147 93V95H148L147 99H150V101L152 102V108H151L150 113H149L148 116L141 117L139 119V121H138L137 131L142 134L144 132H147V131L152 132V130H154L155 131V136H156L155 138H157V140L159 141V146L155 149L156 151H155L154 156L150 157V158H147V161L145 160L146 158L139 159L140 160V165H139V169H138L139 170V176L137 178V181H136V179H134V180L136 181L137 185L140 184V183L142 184V180L147 178V175L149 174L148 176L153 177V182L150 183L148 181V183H150L148 186L149 187L151 186L153 191L151 192V194L149 193L148 196L145 195L146 197L142 196L141 203H142V206H145V208L142 207V209H138L139 212H137V214H136L137 217H139L138 214H140V212L145 213L146 209H148L146 207H150V205L151 206L154 205L156 214H159V215H155V216L153 215L155 217L154 221H156L160 216H167L168 208H169V205H170L168 203L171 202V198H172L170 196L177 189V184L179 185V183L181 182V180L183 178L184 171L187 169L188 166H192L193 164H194V166H196L197 172H199L200 175L196 176L194 178H191V180H189V182L187 183L186 187L183 189L182 198H184L185 195H189L190 199L192 201H195L196 203L200 201L204 205V206H202V209L206 213L203 214V216H200V218H198V217L196 218L195 215L193 217H195V221H201V222L205 221L207 223V225L210 224V223H208L210 221H211V224L213 222H215V220L213 219L212 215H209V211L211 210L210 207H212V205L215 204L218 207H221V209H222V207H225L227 205V201L230 202L229 201L230 199H225V197L227 195H229L230 191L234 193L237 190V188H242L243 189L244 186L247 187L251 183V181L247 180L246 177H244V176L241 177L240 176L238 178L239 175H236V166L238 168H240L241 165L239 166V163H238V165L234 164V167L231 165V163H230L231 157L229 156V151H230V145L229 144H230V142H229V138L226 136V133H227L226 128L228 127V121L229 120L232 121L234 119V117L240 113L239 109H238L240 107H238V108L236 107L237 106V102H236L237 99L235 100L236 97H234V96L236 94V92H235L236 91L235 89L237 88L236 85L239 84V81L242 78H244V76L243 77L241 76L242 75V68L240 69L237 65L234 68L235 64L232 65V67H233L232 68L231 64H230V66L228 65L230 63L229 61H228V63H226V61L225 62L222 61L224 63H222V62L221 63L220 62L215 63L214 59L211 58L210 54H209L210 56H208V57L204 56L205 58L202 57L200 60L196 59L197 56L199 58L200 54L202 53V51H201V53L199 54L198 52H196ZM100 50H99V53H100ZM206 50H209V49H206ZM221 50H223V48ZM225 50H227V49H225ZM5 51H6V53H5ZM5 51H4L5 55L9 53L7 50H5ZM94 51H97V53H95ZM171 51H172V49H171ZM203 52H204V50H203ZM182 53H183L184 56L186 55L185 52H182ZM205 53H203V54H205ZM10 54H12V53H10ZM191 54L194 56V58L198 54L196 56V58L194 59V60H196V62L193 61V58H192ZM1 55H3V57L5 56L3 53H0V57H1ZM179 55L182 56L181 54H178V56ZM6 57H8V56H6ZM189 57H191L192 59L189 60ZM217 57H216V60L218 59ZM220 57H222V56H220ZM223 57H225V56H223ZM4 58H2V59L0 58L1 59L0 61H4L6 59V58L5 59ZM101 60H106V62H101ZM14 61H17V60L14 59ZM198 61L200 63H198ZM6 62H7V60H6ZM8 62H9V60H8ZM1 63H0V65H2L3 66L2 68H4L5 67V63H2V64ZM233 63L241 64L238 60L235 61V62L233 61ZM9 64L11 65V62ZM17 64L18 63H16L15 65H17ZM28 64L26 65L27 67L29 66ZM225 64H227L229 67L226 66ZM12 65H13V63H12ZM188 65H190V66H188ZM6 66H8V65L6 64ZM185 66H186L187 69L188 68H191V69L187 70L188 72H185L184 69L183 70L180 69L181 67H185ZM14 67H16V66H14ZM2 68H1V70H4L5 73H7V71H6L7 67L4 68V69H2ZM209 69H212V71L210 72V75L208 76L209 73L208 72L206 73V71L209 70ZM25 70H27V69H25ZM20 71H24V70H20ZM8 72H9V70H8ZM16 72H18V71H16ZM26 72H29V71H25V73ZM30 72H31V70H30ZM22 73H23L22 75H24V72H22ZM1 74L3 75V73H1ZM19 74L20 73H18V75ZM28 74H31V73H26L23 76V79H24V77H27ZM14 75H15V72H14ZM102 75H103V78H101ZM6 76H7V74H6ZM6 76L4 78H6ZM17 77H15V78L17 79ZM20 77H21V75H20ZM70 77H75L76 79H78V81L73 82V84H69V81H70L69 78ZM7 78H9V77H7ZM12 79L13 78L11 77V80ZM4 81L6 82V79ZM19 81L17 80V83ZM245 81H243V82H245ZM8 82H9V80H8ZM14 82L16 83V81H14ZM14 82H12V84ZM6 83H5V85H6ZM17 83L15 85L11 84V89H12V86L16 87ZM22 83H25V82L22 81ZM9 84H10V82H9ZM69 85H70V90H69ZM19 86H20V84H19ZM32 86L33 85L31 84V87ZM7 87H9V86H7ZM14 87H13L12 90H14ZM11 89L9 90V92H11ZM23 89H24V87H23ZM25 90H27V89H25ZM33 91H34V89H33ZM17 92L19 94V91H17V90H14V92H11V93L17 94ZM27 92L25 94H28ZM67 92H70V94L68 93L69 94L68 95ZM22 94L23 93H21V95ZM75 94H77V96ZM241 94L242 93H240V95ZM236 95H239V92ZM2 96L4 97L5 95L2 93ZM28 97H29V95H28ZM231 97L233 98V101H232ZM239 97H241V96H239ZM3 100L4 99H1V101H3ZM7 100L10 101L9 102L10 104H11V102H13V111L16 108L21 107V106H19L16 103L18 100L16 101V99L11 98V96L8 97ZM20 100H21V98H20ZM27 100L28 99H26V101ZM23 102H24V100L22 101V103ZM3 103H5V102H3ZM20 103H21V101H20ZM31 103H33V102H30V106H32ZM27 104H28V102H27ZM4 105L6 106L7 104H3V106ZM234 105H235V108H234ZM3 106H2V104H0V107L3 109V111L5 113H7V112L9 113L10 108L9 109L8 108L5 109V107H3ZM30 106H29V108H30ZM106 107H108L111 110L109 111V110L105 109ZM29 108H26V109L23 110L27 116L30 113ZM30 109L33 110L34 108L33 109L30 108ZM78 109H80V108H78ZM35 111H36V109H35ZM15 112H16V110H15ZM80 113H81V110H80ZM10 115H11V118H12V113ZM14 115H13V117L15 119ZM2 116L3 115H1L0 117H2ZM4 116H8V115L6 114ZM84 116H82V117H84ZM42 118L45 119L46 123H48V124H46L44 120L42 121ZM4 119H6V118L3 117L2 120H4ZM8 121H10V120H8ZM15 121H16V119H15ZM15 121H14V123H12L13 122V118H12L11 123L10 122L9 123L13 125V124H16ZM70 121H71V119H70ZM50 124H52L51 121H50ZM65 125H67V123ZM7 129H10V127L6 128L5 130H2L0 132V134L2 136L6 135L7 132H8ZM11 132H12V130H11ZM49 132H50V130H49ZM53 132H52V134H53ZM56 132H58V131H56ZM59 133H61V132L59 131L58 134ZM13 134H14V132H13ZM53 135H56V134H53ZM62 136L60 138H63ZM15 137H13L14 140L16 139ZM7 138H8V136H7ZM8 142H9V140H8ZM65 142H67V140ZM16 144L14 143L13 147H15ZM28 144L30 145L29 142H28ZM12 145H11V147H12ZM36 145L37 146L40 145L39 148L35 149ZM1 146H0V154H1L0 158L2 159V156L7 152V151H5L7 149H5L4 150L5 152H4L2 150L4 148L3 147L4 145L2 147ZM32 146L34 147L33 149H32ZM48 146L51 147V148L55 147V148H57V150L61 151V152H59V151L57 152L58 160H57V163L55 161L56 164H54V165L51 162V159L49 161H47L49 156L47 158V156L44 155L47 158V159L46 158L44 159V156L42 158L40 155H38V154H41V153L36 152V150L37 151L40 150V152L43 151L42 150L43 148H44L43 152H46V151L49 150ZM8 147L10 148V146H8ZM13 147L11 149H13ZM94 147H95V144H94ZM9 150L10 149H8V152H9ZM20 150H21V153H20ZM28 151H30V153L33 151L30 154L29 157H27V154H28L27 152ZM216 151H219V153H216ZM68 153H70V156H71V154H73V158H70L69 155H68L69 156L68 158H64L65 154H68ZM214 154L217 155V157L219 158V159H217V160H219V162H217L216 160L213 159L214 156H215ZM4 156H6V154ZM7 156H9V155H7ZM19 156H18V158H19ZM6 158L8 159V157H6ZM12 158H14V157H12ZM4 159H3V161H4ZM23 159H25L27 162H25ZM195 160H197V163L194 162ZM3 161L1 162V160H0L1 164L3 163ZM11 161L13 162L15 160H10L9 163H12ZM4 162H6V161H4ZM7 163H8V160H7ZM13 163H15V162H13ZM21 165L23 167H28V168H23L22 167V169H21ZM2 166H4L3 167L4 170L7 169V164L3 163ZM11 166L12 165L10 164L9 167H11ZM9 169H11V168H9ZM14 169H12V170H14ZM0 173L2 174V171ZM53 174H54V176H53L54 178L57 175L56 179H54L55 181H52L53 180V177H52ZM61 174H63V176H65L64 179H63L62 176H61L62 178L59 177ZM141 176L144 179H142ZM48 178H49L50 181L48 180ZM68 178L72 179V180L70 181ZM120 178H121V176H120ZM237 178L239 179V181L235 183L236 185H234L233 183L236 180H238ZM124 180L125 179H123L121 181L123 182ZM2 181H6V179L4 180L2 178ZM40 182H42V183H40ZM39 183L41 184V187H42V188L40 187L41 189H38V187H39L38 184ZM148 183H146V185ZM3 185H2V187H3ZM52 185H53V183H52ZM56 185L54 184V187ZM146 185H144V187H146ZM0 186H1V183H0ZM4 186H6V185H4ZM128 186L130 188L131 184H130V182L128 183L127 180H125L124 181V187H128ZM57 188H59V186L56 187V189ZM62 188H61V190H62ZM73 188H74V186H73ZM235 188H236V190H235ZM249 189L250 190H254L253 187H251ZM4 190L7 192V190L3 189V188L0 189V192L4 191ZM5 191L3 193H6ZM69 191L71 193H69ZM150 191H151V189H150ZM9 192H10V190L8 191V196H9ZM3 193H2V195H4V196L0 197V199L5 197V194H3ZM59 193H61V192H59ZM250 193H251V191H250ZM250 193H248V194L251 195ZM61 194L63 195V192ZM142 194H144V193H142ZM71 195L74 198H72V197L70 198L69 196H71ZM52 198H53V196H52ZM15 199H17V198L15 197ZM21 199H19V200H21ZM28 199H25V200L27 201ZM74 199H76V201ZM68 200L71 202V204L69 203ZM88 200H90V199H88ZM17 201H18V199H17ZM60 201H62V200H60ZM60 201H58V202L60 203ZM83 201L81 202L82 204H83ZM15 202H16V200L14 201V203ZM51 202L49 200V203H51ZM17 203H15V204L18 205ZM22 203L23 204L24 203L27 204V202H22ZM23 204H22V209H23ZM16 205L14 206V204H13L12 207L13 206L17 207ZM41 205L43 206V204H41ZM59 205H58V208H62V205H61V207H59ZM88 205L89 204L87 203V206ZM44 206H43V210H45ZM90 206H91V204H90ZM137 206H140V205H133L132 206L134 208H132L131 214L133 212H135V208H137ZM19 207H20V205L18 206V208ZM38 207H40V206H38ZM76 207L74 209L76 210L77 213L86 212V211H84V206H82L80 208H77V209H76ZM200 207H201V205L199 206V208ZM24 208H26V207H24ZM67 208L64 207V209H67ZM73 208L71 210H73ZM20 209H21V207L18 209V211ZM22 209H21V211L23 212L24 209L23 210ZM14 210H15V214H16V208H14ZM36 210H39V208L38 209L36 208ZM67 210H68V214H69V212L72 213V211L70 209H67ZM67 210H65V211H67ZM75 210L73 212H75ZM106 211L107 210H105L104 212H106ZM136 211H137V209H136ZM56 212H57V210H56ZM62 213L63 212L60 213V211H59L60 215H62ZM91 213H92V211H91ZM91 213H90L89 216H91ZM7 214H9V213H7ZM66 214H67V212H66ZM73 214L74 213L70 214L71 218H72ZM99 214L101 216H103L102 215V211H101V213L99 212ZM55 215H56V213H55ZM93 215H94V217H96L95 213ZM15 216H17V215H15ZM15 216H13L14 219H15ZM29 216H32V215H28V217ZM64 216H65V213H64ZM83 216L84 215H79V219L81 217L83 218ZM145 216H147V215H145ZM184 216L185 215H183V213L180 212V217L181 218L183 217L185 219V223H186V226L188 228L189 226L187 225V223L190 222V218L191 217L189 218V216H188V217L185 218ZM18 217H19V215H18ZM65 217H69V215L65 216ZM70 217L66 218V221H67V219H70ZM87 217H88V214H87ZM94 217H93V219L95 220ZM140 217H142L141 214H140ZM180 217H176L178 222H181V218ZM75 218L78 219V216L74 217V220H75ZM72 219H70V221ZM90 219L92 221L91 217H90ZM90 219H89V222H90ZM21 220H22V218H21ZM27 220H28V218H27ZM63 220H65V219H63ZM84 220H86V219H84V218H83V220L81 219V226H82V221H83V223H85ZM87 220H86V222H87ZM174 220H175V218H174ZM19 221H20V219H19ZM75 221H72V222L75 223ZM110 221H111V223H110ZM183 221L184 220H182V222ZM223 221H224V219H223ZM27 222H29V221H26V223ZM77 222H78V220H77ZM79 222H80V220H79ZM64 223H65V221H64ZM92 223H93V221L91 223H89V224H91V226H92L93 225ZM110 224L112 226H114V223L112 224V220L111 219L109 220V225ZM86 225H87V227H86L87 229L85 227L84 228H85L86 231L88 230L87 232H88V235H89L90 234L89 232H91V231L88 229V224H86ZM192 225L195 226L194 224H192ZM83 226H85V225L83 224ZM83 226H82V228H83ZM91 226H89V228H91ZM205 226H202V227L205 228ZM75 228H77V226ZM97 228L93 227L92 231L96 232V233L99 232V234L98 233L96 234V235L99 236L100 232H102V231H96L95 229H97ZM113 228H115V226ZM239 228H238V230H239ZM98 229H100V227ZM190 229H192V226L190 227ZM205 229H208V228H205ZM223 229H225V228H223ZM101 230H103V229H101ZM109 230H111V229H109ZM238 230H236V231H238ZM104 231H106V229ZM188 232H190V231H188ZM212 232L213 231H211L210 234H212V235L214 234L215 235V234H217L218 231L216 233H214V232L212 233ZM76 233H79L77 235V237L80 238V239H76V241H74L75 245L77 247L87 246V244H85L84 241H86V239H88V238H86L84 240L83 239V235L81 234L82 232H80L79 230H77ZM110 233L108 231V234H110ZM112 233H113V231H112ZM91 234H92V232H91ZM108 234H107V236H108ZM221 234L223 235V232ZM228 234H229V232H228ZM88 235H87V237H88ZM94 235H95V233H94ZM94 235H92V236H94ZM101 235L103 236L104 234H101ZM101 235L99 236V238L101 237ZM110 236H111V234H110ZM110 236H108V237H110ZM200 236H202V235H200ZM208 236H210V235H208ZM104 237H105V235L102 237V239ZM197 237H199V236H197ZM217 237H219V236L216 235V238ZM222 237H224V236H222ZM222 237H220V238L222 239ZM195 238H196V235H195ZM89 239H88V242H90ZM105 239H103V240H105ZM109 239H111V237ZM90 240H92V239H90ZM94 240H92V241H94ZM103 240H101V241H103ZM113 240L115 241L116 239H113ZM212 240H213V237H212ZM129 241H134V240L130 239ZM29 242L17 243L16 245H19V246L20 245H26V246L27 245H35L34 243L27 244ZM97 242H99V240ZM104 242H106V240ZM127 242H128V240H127ZM127 242H125V243H127ZM214 242H216V241H214ZM58 243H55L54 241L52 242V239H51L50 242H48V240H47V242L43 243L42 246L44 248L45 247H49V248L56 249V248L60 247V244H58ZM99 243H95V244L99 245ZM5 244H7V246H8V243H5L4 240H0V245L1 246L5 245ZM103 244H101V245H103ZM127 244H129V243H127ZM106 245H107V243H106ZM69 246H70V244H69ZM95 246H93V248ZM137 246L135 248H138V251L142 255H144L145 257L150 258L152 260H157L158 259L155 256L149 254L146 251V248L143 247L142 245L137 244ZM90 247H91V244H90ZM127 247H129V246L127 245ZM132 247H134V245ZM93 248H90V250L93 249ZM97 248L99 249V246ZM97 248H95V249H97ZM100 248H102V246ZM104 248L106 249L107 247L105 246ZM83 249H84V247H83ZM86 249H88V247ZM108 250H110V248ZM203 252H205V251H203ZM205 253H207V252H205ZM197 255H198V253H197ZM206 255L207 254L202 255V256L199 255V256L202 258L203 256L205 257ZM194 260H196V259H194Z\"/></svg>",
  "mask_w": 264,
  "mask_h": 264
},
{
  "label": "water",
  "instance_id": "obj_3",
  "mask_svg": "<svg viewBox=\"0 0 264 264\" xmlns=\"http://www.w3.org/2000/svg\"><path fill=\"white\" fill-rule=\"evenodd\" d=\"M0 264H154L126 252L122 245L109 253L87 254L39 249L0 248Z\"/></svg>",
  "mask_w": 264,
  "mask_h": 264
}]
</instances>
